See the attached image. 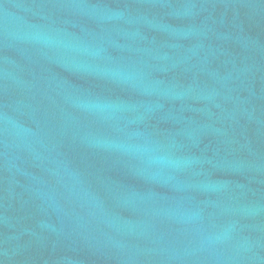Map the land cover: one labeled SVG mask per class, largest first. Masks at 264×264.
<instances>
[{
  "label": "water",
  "instance_id": "water-1",
  "mask_svg": "<svg viewBox=\"0 0 264 264\" xmlns=\"http://www.w3.org/2000/svg\"><path fill=\"white\" fill-rule=\"evenodd\" d=\"M0 264H264V0H0Z\"/></svg>",
  "mask_w": 264,
  "mask_h": 264
}]
</instances>
